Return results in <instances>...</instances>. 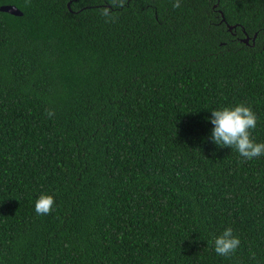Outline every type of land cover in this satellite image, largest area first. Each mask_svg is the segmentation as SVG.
<instances>
[{
    "label": "trees",
    "instance_id": "16d2710c",
    "mask_svg": "<svg viewBox=\"0 0 264 264\" xmlns=\"http://www.w3.org/2000/svg\"><path fill=\"white\" fill-rule=\"evenodd\" d=\"M173 3L0 0V264H264V155L210 122L251 107L264 143V0Z\"/></svg>",
    "mask_w": 264,
    "mask_h": 264
},
{
    "label": "clouds",
    "instance_id": "9594fccd",
    "mask_svg": "<svg viewBox=\"0 0 264 264\" xmlns=\"http://www.w3.org/2000/svg\"><path fill=\"white\" fill-rule=\"evenodd\" d=\"M127 0H110V7L101 9L100 14L105 22H115L117 16L114 9L124 8ZM180 7V0H174L173 8ZM48 118L55 116L54 109H46ZM211 124L214 126L211 140L215 145L235 148L245 160H252L264 155V143H257L252 138V130L257 126L258 117L251 107L240 104L232 108L211 111ZM55 198L52 195H41L35 202L38 215H49L53 212ZM241 244L232 228L214 238V251L217 255L229 257L234 255Z\"/></svg>",
    "mask_w": 264,
    "mask_h": 264
},
{
    "label": "water",
    "instance_id": "95a60500",
    "mask_svg": "<svg viewBox=\"0 0 264 264\" xmlns=\"http://www.w3.org/2000/svg\"><path fill=\"white\" fill-rule=\"evenodd\" d=\"M0 10L2 12H6V13H9V14L14 15V16H22L23 15V13L15 6H9V5L8 6H2L0 8ZM223 20H224V18H223ZM234 28H235V26H233V27L229 26V31L231 32ZM256 38H257V35H255L253 38L254 42H255ZM249 41H250L249 37L243 39V42L246 44H249Z\"/></svg>",
    "mask_w": 264,
    "mask_h": 264
}]
</instances>
